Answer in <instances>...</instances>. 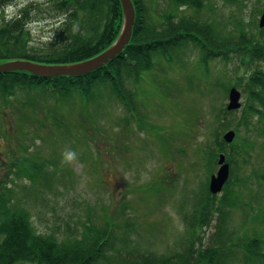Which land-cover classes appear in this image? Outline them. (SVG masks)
Segmentation results:
<instances>
[{"label": "rangeland", "instance_id": "374dc122", "mask_svg": "<svg viewBox=\"0 0 264 264\" xmlns=\"http://www.w3.org/2000/svg\"><path fill=\"white\" fill-rule=\"evenodd\" d=\"M176 1L145 0L147 22L159 25L166 14L178 12ZM201 1L199 12L181 10L180 16L208 21L227 43L254 38L251 44L260 47L264 0ZM32 2L37 0L6 2L0 13L10 17ZM31 11L27 28L38 49L56 24L47 6L36 4ZM250 50L225 49L226 59L208 67L189 46L170 62L157 59L160 71L144 72L138 81L142 116L136 119L102 86L88 103L42 86L15 89L9 101L0 95V226L21 210L33 232L57 243L79 237L88 224L112 232L114 254L158 257L181 251L188 234L185 217L208 188L209 171H217L221 151L213 141L223 134L219 125L227 112V94L219 84L242 82L263 67L256 59L247 61ZM241 101L245 105L224 118L238 130L233 148L222 145V152L232 155L230 184L237 195L231 197L236 207L227 209L226 226L245 232L259 211L253 200L264 199L258 180L264 175V137L259 118L249 127L241 124L248 97L242 94ZM65 149H74L76 158L67 160ZM263 214L260 210L259 219Z\"/></svg>", "mask_w": 264, "mask_h": 264}, {"label": "trees", "instance_id": "16d2710c", "mask_svg": "<svg viewBox=\"0 0 264 264\" xmlns=\"http://www.w3.org/2000/svg\"><path fill=\"white\" fill-rule=\"evenodd\" d=\"M12 1L0 0V6ZM144 1L132 0L135 19L131 40L118 56L102 68L81 78L44 79L25 71L2 72L0 95L9 101L15 89L26 91L36 86L49 85L53 93L63 97L77 94L88 103L97 94L95 90L102 86L109 90L110 97H115H112L115 102L122 105L127 117L136 119V115L139 118L142 116L136 96L140 74L146 70L160 71L162 58L170 62L191 45L200 51L203 64L218 58L225 60V49L233 51L252 48L247 61L252 63L256 59L263 67L253 69L249 75L242 77V82L237 81L235 86L240 87L248 97L241 124L249 127L253 117L259 118L263 125L260 131L264 137V49L255 48L254 43L251 44L253 41H221L211 23L199 21L192 16L181 17L179 12L166 14L159 25L148 23ZM37 2L26 4L10 17L0 13V62L19 60L54 65L82 62L107 49L119 34L122 23L119 0ZM179 3L175 2L178 9L199 12L197 9L201 0H179ZM36 4L47 6L56 24L53 33L46 38L47 42L38 46V49L33 46L31 32L27 28L33 12L31 10ZM219 88L224 93L228 89L224 84H219ZM223 113L225 115L219 125L222 131L233 129L236 132L238 129L230 127V122L224 119L231 112ZM219 137L220 134L216 133L213 144L221 152L224 147L233 148L235 145L236 140L227 145ZM216 149H212L209 158ZM224 154L232 166L231 153L225 151ZM259 177L260 184L264 185V175ZM235 194L230 180L224 184L219 198L210 194L207 188L195 200L193 210L185 217L188 233L184 238L185 244L173 256L156 257L145 253L128 256L122 252L114 254L111 251L112 232L110 234L108 229H93L88 224L79 237L57 243L54 238L33 232L27 215L21 210H15L7 215L6 223L0 226V264H264V214L259 219V211L264 213V203L257 204L264 202V199H259V202L254 199L252 202L254 207L259 206V211L251 219V230L248 227L244 229L245 232L238 228L230 230L226 226V215L229 207H236V202L231 199L237 196ZM209 228H213V231L204 238Z\"/></svg>", "mask_w": 264, "mask_h": 264}, {"label": "water", "instance_id": "95a60500", "mask_svg": "<svg viewBox=\"0 0 264 264\" xmlns=\"http://www.w3.org/2000/svg\"><path fill=\"white\" fill-rule=\"evenodd\" d=\"M123 13V23L119 36L113 44L110 45L105 51L99 55L74 64H62V65H45L39 63H32L27 61H13L5 64H0V72H6L10 70H25L33 75L40 76L43 78H52L61 75L66 76H82L89 72L99 69L102 65L107 64L113 60L118 54L122 52L124 47L129 43L131 38L132 26L134 22V8L131 0H120ZM264 26V13L260 20V27ZM229 103L227 110H235L240 107L239 99L240 94L235 89L229 90ZM234 138L232 131L227 132L224 135L226 142H231ZM224 156L220 155L218 164L221 165L217 174L211 177L209 190L212 193H217L221 190L222 184L228 178V164L224 163Z\"/></svg>", "mask_w": 264, "mask_h": 264}, {"label": "clouds", "instance_id": "9594fccd", "mask_svg": "<svg viewBox=\"0 0 264 264\" xmlns=\"http://www.w3.org/2000/svg\"><path fill=\"white\" fill-rule=\"evenodd\" d=\"M64 155L67 160H73L76 158L77 153L74 149H65Z\"/></svg>", "mask_w": 264, "mask_h": 264}]
</instances>
